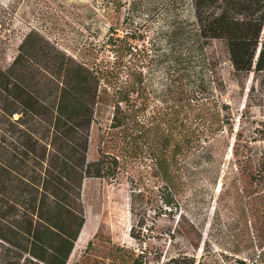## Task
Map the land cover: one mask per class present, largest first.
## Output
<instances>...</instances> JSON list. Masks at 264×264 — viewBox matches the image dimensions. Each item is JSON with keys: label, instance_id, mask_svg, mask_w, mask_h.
Instances as JSON below:
<instances>
[{"label": "rangeland", "instance_id": "rangeland-1", "mask_svg": "<svg viewBox=\"0 0 264 264\" xmlns=\"http://www.w3.org/2000/svg\"><path fill=\"white\" fill-rule=\"evenodd\" d=\"M30 31L106 76L115 66L119 84L141 72L146 93L130 95L138 121L190 142L184 164L207 150L215 159L190 168V181L175 194L150 158L126 155L131 125L111 127L106 109L88 156L115 158L118 174L84 182L85 223L66 264H163L178 256L252 264L260 252L254 220L219 193L233 165L230 145L237 140L238 154L264 147V71L236 73L219 41L197 51L192 0H0V64L10 63ZM126 34L134 48L128 54Z\"/></svg>", "mask_w": 264, "mask_h": 264}, {"label": "trees", "instance_id": "trees-1", "mask_svg": "<svg viewBox=\"0 0 264 264\" xmlns=\"http://www.w3.org/2000/svg\"><path fill=\"white\" fill-rule=\"evenodd\" d=\"M192 8L197 51L219 41L236 73L264 71V0H192ZM129 38L124 37L126 54L134 49ZM114 67L106 76L33 31L10 63L0 64V264L67 263L85 223L84 182L112 181L118 174L115 158L88 156L94 126L106 109L112 108L111 127L131 125L126 155L150 158L158 180L175 194L190 181V168L215 162L207 150L184 164L190 142H175L168 127L161 131L151 120L139 122L130 95L146 93L142 74L131 71L119 84ZM236 143L230 145L233 165L219 197L232 198L254 220L260 252L251 262L264 264V147L238 154ZM168 197L165 206L171 209ZM163 264L195 260L178 256Z\"/></svg>", "mask_w": 264, "mask_h": 264}]
</instances>
